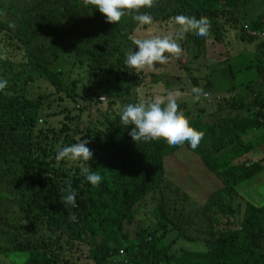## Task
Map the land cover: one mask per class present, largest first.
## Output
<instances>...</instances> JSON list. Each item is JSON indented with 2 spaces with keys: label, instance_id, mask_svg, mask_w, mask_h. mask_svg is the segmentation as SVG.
I'll return each instance as SVG.
<instances>
[{
  "label": "trees",
  "instance_id": "trees-1",
  "mask_svg": "<svg viewBox=\"0 0 264 264\" xmlns=\"http://www.w3.org/2000/svg\"><path fill=\"white\" fill-rule=\"evenodd\" d=\"M245 1L154 0V7L140 9L152 17V24L140 25L129 15L118 23L107 22L98 8L85 6L83 0H0V78L8 81L0 91L4 259L25 253L21 264L263 263L264 205L241 204L238 191L242 181L261 172L262 162L241 168L229 153L242 149V137L262 126L264 103L255 102L258 111L244 119L237 114L223 117L220 108L200 112L199 123L188 118L192 127L204 132L194 150L187 141L176 146L163 139L137 143L129 135L134 126L122 125L119 116L125 105L138 102L136 90H148V99L158 84L173 86L172 81L165 84L166 77L155 80L156 73L125 65L132 37L174 34L180 27L174 23L176 15L206 16L211 21L208 36L189 31L177 41L190 58L205 55V61L209 45L229 43L230 33L244 32L243 24L264 32L259 22L240 20ZM245 38L252 39L241 36ZM66 65L83 66L87 76L65 81ZM37 81L52 92H36ZM145 82L144 88L136 89ZM188 83L201 88V96L213 91L205 77H190ZM54 96L52 102L70 100L73 107L47 114ZM101 98H106L104 110L98 107ZM212 101L221 99L207 102ZM245 105L239 102L236 108ZM53 118L55 124L48 121ZM79 138L90 140L87 147L93 157L88 162L58 163L57 146ZM180 148L192 152L222 183L202 204L167 179L166 158ZM82 166L103 177L99 186L86 180ZM69 184L77 193L75 206L61 202L66 194L62 189ZM10 196L21 217L5 215L2 200ZM73 215L74 222L69 219ZM184 243H199L200 249H187Z\"/></svg>",
  "mask_w": 264,
  "mask_h": 264
},
{
  "label": "clouds",
  "instance_id": "clouds-1",
  "mask_svg": "<svg viewBox=\"0 0 264 264\" xmlns=\"http://www.w3.org/2000/svg\"><path fill=\"white\" fill-rule=\"evenodd\" d=\"M85 6L92 5L98 8L105 15L107 22L118 23L125 15L131 16L140 25L152 24V17L147 12H141L142 8L154 7V0H83ZM174 23L180 27L175 33H168L163 36L152 35L146 38L132 37V43L138 46V51L130 50L126 54L125 65L137 71L145 68L152 69L158 62L160 65L168 63L165 53L177 58L181 56L182 48L178 40L184 38V34L194 31L197 36L209 35L211 21L208 17L202 16L187 17L176 15ZM15 27L14 24L9 25ZM8 81L0 78V91L7 87ZM195 99L199 100L203 90L198 87L192 88ZM182 93L179 90L168 91L167 95H155L151 98H141L135 104H127L119 112L121 124L124 126L133 125L129 135L133 141H155L163 139L169 146L183 145L186 141L190 147L196 149L202 138L203 131H198L190 125L189 119L180 109L178 101ZM88 139H78L77 143L68 146H57L55 159L59 163L62 160L88 162L93 157V151L87 145ZM86 180L93 186H99L103 177L89 167H81ZM66 194L62 196L61 202L65 205L75 206L76 191L68 187L62 189ZM75 221L73 215L69 218Z\"/></svg>",
  "mask_w": 264,
  "mask_h": 264
},
{
  "label": "crops",
  "instance_id": "crops-1",
  "mask_svg": "<svg viewBox=\"0 0 264 264\" xmlns=\"http://www.w3.org/2000/svg\"><path fill=\"white\" fill-rule=\"evenodd\" d=\"M251 4L252 0H246L244 3L243 9L241 11L244 21L246 23H253V21H256L264 25V1L261 3L262 7H256L258 9V16L254 20L250 13L247 11V7H250ZM243 29V33L240 30L237 33H230L229 39H231V41L226 46H224L225 54L221 53L218 56V59L217 57L212 58L203 68L205 79L207 78V81L209 80L211 83L212 74L213 78H216V76L218 75L227 73V71L229 72V85L226 89L227 100L224 101L227 103H224L218 107V103H220L223 98L220 96V92H216L214 90L212 92L206 93H213V96H218L219 100L221 99V101L215 100L214 97L211 99L219 101L218 103L214 101L207 102L211 100H205L202 96H200L199 100H196L195 94L192 93V87L187 91L182 92V96L192 99L191 102H183L185 104L182 105V110H184L186 104H188L192 108L196 109V112L202 115L200 112L205 111L206 113H210L215 112L220 108V115L237 114L239 119H244L245 117L258 111V108L254 105V103H264V36H261V34H264V32L253 30L247 25L245 27L244 24ZM250 32H255L258 34V36L253 37L249 34ZM242 35H244L245 37H250L252 39L245 38L244 40H241ZM227 61L228 66L231 67L229 68V70H227V67H222V65L227 63ZM198 102L199 104H197ZM239 102H243L246 104V107L241 111L240 109L236 108L239 107ZM230 106H232L233 109H231ZM262 112L264 113V108ZM185 116L189 118V114H185ZM241 143L242 149H239L235 153H229L231 158L233 156L236 157V160L233 162L234 165H238L241 168H246L251 164L262 162L260 166L261 172L251 179H253L256 185L261 181V184L263 185L261 187L263 190H261L260 193L257 190L256 200L246 199L240 191L239 193L240 195L242 194L241 197L243 199L241 204L250 201L255 205H264V176H262L264 175V122L262 123V126L260 128L252 130L251 132L243 136ZM190 153L193 154L186 149H182L181 153H179L180 158L169 159L165 164L166 175H169L172 179V182L176 183L181 190L185 191L188 194L189 192H191L193 194V196L189 194L191 198L195 200L197 198H202L205 201L211 192L208 194L205 189H203L198 183L195 182L194 185L199 187V191L192 190L186 185H182L181 183H179L182 182L183 184H188L191 182L190 178H186L187 173L185 167L180 166L181 161L189 163L192 166H195L194 163L197 162L199 171L203 172L204 170V167L199 163L197 159L193 158ZM172 170L177 171L180 175H177V173ZM205 182L210 185V187H212V189H214L215 191L222 186L221 181L216 176L208 172L205 173ZM258 201H260V203H258ZM236 221H238V218L236 219ZM236 221L235 218H232V222Z\"/></svg>",
  "mask_w": 264,
  "mask_h": 264
},
{
  "label": "rangeland",
  "instance_id": "rangeland-1",
  "mask_svg": "<svg viewBox=\"0 0 264 264\" xmlns=\"http://www.w3.org/2000/svg\"><path fill=\"white\" fill-rule=\"evenodd\" d=\"M264 0H252V4L250 7H247V11L250 13V15L253 17V20L256 19V17L258 16V9L256 7H262L261 3ZM239 18L240 20H244L242 13H239ZM178 28V27H177ZM234 33H237V31H233ZM226 40H230L231 39H226ZM229 41V42H230ZM228 43L227 42H220V44H212L209 45L206 50V55H207V60L203 61L201 58H206L205 55H202L199 59L197 60H193V58H190L189 54H187L184 50L181 53V56L179 58H176V61L173 60V58H169L168 56H171V54L165 53V55L168 57V63L164 64V65H160L158 62L154 65V68H152L151 70L148 68H145L143 71L146 73H156L155 76V80H161L163 82L162 77H166L165 78V84H168V82L172 81L173 82V86L170 87H163L160 84H158L157 86H155L154 88L150 89L149 94L150 96H155V95H160L159 93H164L165 95H167L168 91H175V90H182L183 91H187L188 89L192 88V84H189V78L190 77H194V76H198L199 78H204V74H203V65L206 63V65L208 64V62L214 58L217 57L222 53H224V46H226ZM131 48L130 50L138 51V46H135L133 43L130 44ZM183 49V48H182ZM228 49V47H227ZM222 67H227V70H229V68H231L230 66H228V61L227 63L223 64ZM62 73H63V79L65 81H67L70 77H86L87 76V70L83 67V66H77L75 68H72L69 65H66L62 68ZM162 75V76H161ZM213 75V74H212ZM211 75V81H212V86H213V90L216 92H220V96L223 98L222 102L227 100L226 99V89L229 85V72L227 71V73H223L222 75H218L216 76V78H213V76ZM81 84H84L85 79L80 80ZM146 85V82L143 84L142 87H137L136 89H140V88H144ZM36 92H45V93H49L52 92V88L49 87L46 83L42 82V81H37L35 84V89ZM181 92V93H182ZM148 95V90L147 91H139L136 90L135 94H134V100L137 102H139V100L141 98H145ZM56 96H54L53 98H51V107L47 111V114H51V113H58L62 108L64 107H73V103L69 100L68 102L65 103H56V102H52L55 101ZM125 100L128 101V97L124 98ZM204 99V98H203ZM191 98L189 97H184L181 95L178 104H185L183 102H191ZM102 101V102H101ZM101 104H98V107L102 108L103 110L106 109L107 106V102H106V98H103V100H100ZM80 104H84L82 102H80ZM120 105V104H119ZM246 106H242L240 108V111L245 108ZM118 108H121V105L118 106ZM184 112V114H189V119L193 118L194 121H196V123L202 122V115H200L198 112H196V109L192 108L190 105L186 104L184 110H182ZM245 112V111H244ZM223 117H234L233 114H225L222 115ZM221 116V117H222ZM49 122L55 124V122L57 121V119H49ZM183 148H180L179 150H177L176 152L172 153V155L168 156L166 158V162L169 159L172 158H180V154ZM191 154V153H190ZM191 156L195 159H197V157L193 154H191ZM198 160V159H197ZM195 166H192L189 163L180 162V166L181 167H185L186 169V173H187V177L186 178H190L191 182L188 184H183L182 185H186L188 188L192 189V190H196L199 191V187L194 185L195 183H198L203 189H205L208 194L210 192H212L214 189H212V187H210V185H208L205 182V173H207V170H203V172L199 171V168L197 166V162L194 163ZM264 176V175H262ZM167 179L168 180H172L171 177L169 175H167ZM262 181L259 182L257 185L256 183H254L253 179H248V180H244L242 181V183L238 186V191L244 195V197L248 200H256L257 197V190L260 191L263 190L261 187L263 186ZM260 186V187H259ZM210 187V188H209ZM209 188V190H208ZM215 191V190H214ZM213 191V192H214ZM189 194L191 196H193V194L191 192H189ZM207 194V195H208ZM241 194V195H242ZM189 195V196H190ZM13 197L10 196L9 198L2 200V209L5 213V215L9 218V219H13L15 217H21V213L18 211V206L17 203L14 201H11ZM197 202H199L200 204L203 203L204 199L202 198H197L196 199ZM250 202V201H248ZM252 203V202H250ZM258 203H260V201H258ZM199 204V205H200ZM173 236H171L170 238H172ZM264 242V241H263ZM185 248L190 249V250H199L200 249V244L199 243H184ZM263 247H264V243H263ZM26 258V254L25 253H17V254H13L11 253L7 259H4V256L0 255V264H21L22 261H24V259ZM259 264H264V260L263 263H259Z\"/></svg>",
  "mask_w": 264,
  "mask_h": 264
},
{
  "label": "built area",
  "instance_id": "built-area-1",
  "mask_svg": "<svg viewBox=\"0 0 264 264\" xmlns=\"http://www.w3.org/2000/svg\"><path fill=\"white\" fill-rule=\"evenodd\" d=\"M251 36L253 37H256L258 36L257 33L255 32H250L249 33ZM261 36H264V34H261ZM202 97L205 99V100H211L213 97L215 100H219V97L218 96H213L211 93H205L204 95H202ZM101 100H103V98H101ZM263 165H264V161H263ZM119 254L123 255V251H119Z\"/></svg>",
  "mask_w": 264,
  "mask_h": 264
}]
</instances>
